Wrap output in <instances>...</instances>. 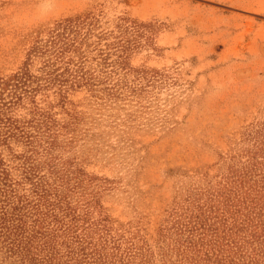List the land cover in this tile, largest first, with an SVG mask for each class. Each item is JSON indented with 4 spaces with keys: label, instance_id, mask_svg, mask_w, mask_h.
<instances>
[{
    "label": "rangeland",
    "instance_id": "rangeland-1",
    "mask_svg": "<svg viewBox=\"0 0 264 264\" xmlns=\"http://www.w3.org/2000/svg\"><path fill=\"white\" fill-rule=\"evenodd\" d=\"M0 264H264V0H0Z\"/></svg>",
    "mask_w": 264,
    "mask_h": 264
}]
</instances>
